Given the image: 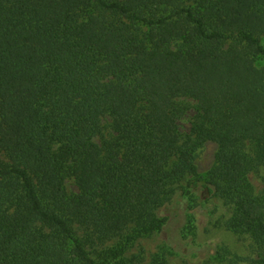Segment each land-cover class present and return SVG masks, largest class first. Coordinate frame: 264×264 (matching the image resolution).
<instances>
[{
  "label": "trees",
  "instance_id": "1",
  "mask_svg": "<svg viewBox=\"0 0 264 264\" xmlns=\"http://www.w3.org/2000/svg\"><path fill=\"white\" fill-rule=\"evenodd\" d=\"M262 36L264 0H0V264H127L187 177L264 248L248 178L264 165ZM180 97L198 104L195 142L181 141Z\"/></svg>",
  "mask_w": 264,
  "mask_h": 264
},
{
  "label": "rangeland",
  "instance_id": "2",
  "mask_svg": "<svg viewBox=\"0 0 264 264\" xmlns=\"http://www.w3.org/2000/svg\"><path fill=\"white\" fill-rule=\"evenodd\" d=\"M264 45V36L261 37ZM262 62L258 60V64ZM183 114L178 120L182 142H195L193 124L199 114L197 102L190 97L178 98ZM109 118L103 119V130L95 142L112 137ZM217 144L205 140L194 152L196 174L209 178L214 164ZM257 195L264 191V165L248 173ZM190 178L176 182L165 203L157 209L166 218L163 228L136 239L128 248L127 264H145L155 257L164 258V264H257L264 255L248 234L236 231L230 225L232 203L219 192L207 193L201 188L188 187ZM69 192H76L74 180L66 179Z\"/></svg>",
  "mask_w": 264,
  "mask_h": 264
}]
</instances>
